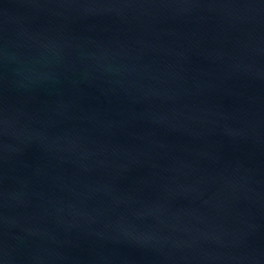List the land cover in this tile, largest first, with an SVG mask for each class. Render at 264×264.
I'll use <instances>...</instances> for the list:
<instances>
[{"label": "water", "instance_id": "95a60500", "mask_svg": "<svg viewBox=\"0 0 264 264\" xmlns=\"http://www.w3.org/2000/svg\"><path fill=\"white\" fill-rule=\"evenodd\" d=\"M0 264H264V0H0Z\"/></svg>", "mask_w": 264, "mask_h": 264}]
</instances>
